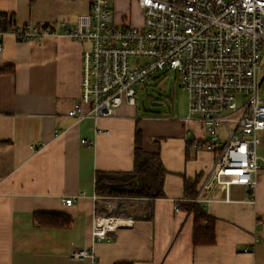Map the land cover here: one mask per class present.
Returning <instances> with one entry per match:
<instances>
[{
    "label": "crops",
    "instance_id": "1",
    "mask_svg": "<svg viewBox=\"0 0 264 264\" xmlns=\"http://www.w3.org/2000/svg\"><path fill=\"white\" fill-rule=\"evenodd\" d=\"M138 9L140 21L133 25L142 23ZM87 10L88 0H0V14L13 13L19 25L73 24ZM0 45V67L14 68L0 73V264H91L89 258L70 257L82 249L90 250L97 264H264L263 162L254 174L251 197L246 186L230 185L227 199L210 191L214 198L199 202L214 218L215 243L193 246L192 214L174 210V205L185 199L184 179L199 175L198 190L213 164L211 151L185 149L189 138L205 136L200 125L183 122L186 113L176 118L139 116L136 104H122L109 117H69L67 111L80 92L84 45L61 29L39 44L3 34ZM136 130L143 149L158 152L165 170L164 195L150 205L146 198H103L95 193L98 171L133 169ZM36 141L46 144L33 150L30 145ZM257 147L263 156L264 131ZM65 198H72L70 205L63 203ZM121 202L133 209L132 227L92 240L94 217H121ZM107 203L109 213L104 210ZM35 211L67 214L71 225L39 226Z\"/></svg>",
    "mask_w": 264,
    "mask_h": 264
},
{
    "label": "built area",
    "instance_id": "2",
    "mask_svg": "<svg viewBox=\"0 0 264 264\" xmlns=\"http://www.w3.org/2000/svg\"><path fill=\"white\" fill-rule=\"evenodd\" d=\"M135 1L141 10V25L116 24L109 0H88L87 12L78 14L73 24L3 27L0 18V35L39 44L61 29L84 45L80 92L67 111V116L77 120L109 117L122 104L135 105L141 83L160 70H174L187 97L181 120L197 123L205 134L186 140L185 149L214 154L211 169L192 201L210 200L215 195L210 191L227 199L230 185L246 186L251 197L254 174L264 163V155L256 151L259 133L264 131V0ZM131 58H136L133 64ZM80 142L92 144L86 139ZM45 144L36 141L30 147L36 150ZM205 191L210 195L203 197ZM71 202L72 198L63 199L66 205ZM110 208L108 203L104 206L108 213ZM103 219L117 220L109 214L96 215L91 230L94 241L132 227L112 226L102 223ZM70 257L89 258L97 264L88 249L75 250Z\"/></svg>",
    "mask_w": 264,
    "mask_h": 264
},
{
    "label": "trees",
    "instance_id": "3",
    "mask_svg": "<svg viewBox=\"0 0 264 264\" xmlns=\"http://www.w3.org/2000/svg\"><path fill=\"white\" fill-rule=\"evenodd\" d=\"M0 18L3 27L14 23L13 13H1ZM13 71L14 68L10 65L0 67V73H12ZM164 174L165 170L162 167L159 153L145 151L142 147L141 133L136 130L133 169L126 172L98 171L95 174V193L103 198L119 196L146 198L150 205L153 198L164 195L162 191ZM198 179L199 175H196L193 180L184 179L185 199L176 201V205L177 208L190 211L192 214V245L206 246L215 243L214 218L206 213L202 204L192 201L197 194ZM33 217L39 226L49 228L69 227L72 222L69 215L59 212L35 211ZM113 264H133V262L116 261Z\"/></svg>",
    "mask_w": 264,
    "mask_h": 264
},
{
    "label": "rangeland",
    "instance_id": "4",
    "mask_svg": "<svg viewBox=\"0 0 264 264\" xmlns=\"http://www.w3.org/2000/svg\"><path fill=\"white\" fill-rule=\"evenodd\" d=\"M109 3L116 24H120L121 17L127 24L140 21L141 15L135 0H109ZM135 60L136 58H131L130 63L133 64ZM135 98L136 105L133 108L139 116L159 115L176 118L186 113L187 97L180 88L179 75L174 70H160L153 78L141 83L136 89ZM221 133L224 138L223 131ZM258 148L256 150L260 153L261 149ZM135 185L138 186L137 183ZM121 205V218H129L133 209L129 205L126 207L125 203L121 202ZM134 215L136 216L135 212Z\"/></svg>",
    "mask_w": 264,
    "mask_h": 264
},
{
    "label": "bare ground",
    "instance_id": "5",
    "mask_svg": "<svg viewBox=\"0 0 264 264\" xmlns=\"http://www.w3.org/2000/svg\"><path fill=\"white\" fill-rule=\"evenodd\" d=\"M116 219H117V217H116ZM103 221L104 222H106V223H112V226H116V225H119L120 223H122V225H130V220L129 219H127V218H121V217H119L117 220H115V219H111V220H102V223H103Z\"/></svg>",
    "mask_w": 264,
    "mask_h": 264
},
{
    "label": "water",
    "instance_id": "6",
    "mask_svg": "<svg viewBox=\"0 0 264 264\" xmlns=\"http://www.w3.org/2000/svg\"><path fill=\"white\" fill-rule=\"evenodd\" d=\"M156 102H154V104H155Z\"/></svg>",
    "mask_w": 264,
    "mask_h": 264
}]
</instances>
